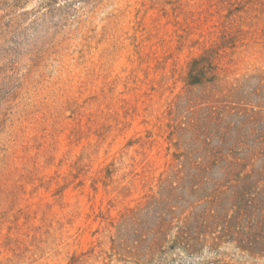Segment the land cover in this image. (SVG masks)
Here are the masks:
<instances>
[{
  "label": "rangeland",
  "instance_id": "1",
  "mask_svg": "<svg viewBox=\"0 0 264 264\" xmlns=\"http://www.w3.org/2000/svg\"><path fill=\"white\" fill-rule=\"evenodd\" d=\"M207 54L211 77L189 84ZM261 73L264 0H0V264H145L143 214H125L170 169L216 178L250 155L230 143L238 128L248 145L264 135ZM224 97L256 120L207 113ZM184 187L186 208L211 185Z\"/></svg>",
  "mask_w": 264,
  "mask_h": 264
},
{
  "label": "trees",
  "instance_id": "2",
  "mask_svg": "<svg viewBox=\"0 0 264 264\" xmlns=\"http://www.w3.org/2000/svg\"><path fill=\"white\" fill-rule=\"evenodd\" d=\"M211 68L209 54L194 58L189 66V84L199 85L209 80ZM252 78L264 85V73ZM240 90L241 86L233 87L232 95L238 96ZM227 101V97L215 100L213 105L206 106L207 113L217 114L219 120L233 115L240 124L244 123L240 118L247 123L256 120L255 110L230 107ZM236 131L230 149L241 147L242 152L250 155L244 153L226 161L216 178L209 176L210 168L198 164L170 169L160 179L157 195H150L141 207L125 214L124 218L130 220L143 214L140 221L144 227L139 230L134 246L137 259L145 258V264H235L221 251L223 244L228 243L248 257L264 255V135L253 137L248 145L240 129ZM219 139L226 144L222 137ZM222 158L216 157V162ZM206 182L211 185L208 194L183 208L180 202L184 186L196 190ZM172 250L182 252L180 258L171 259L168 253ZM205 250L214 256L199 259Z\"/></svg>",
  "mask_w": 264,
  "mask_h": 264
}]
</instances>
